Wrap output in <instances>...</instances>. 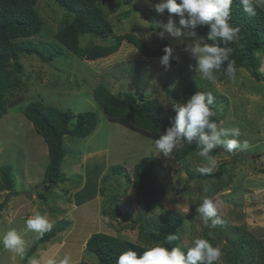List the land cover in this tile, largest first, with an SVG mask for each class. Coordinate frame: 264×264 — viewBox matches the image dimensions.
<instances>
[{"label":"rangeland","instance_id":"obj_1","mask_svg":"<svg viewBox=\"0 0 264 264\" xmlns=\"http://www.w3.org/2000/svg\"><path fill=\"white\" fill-rule=\"evenodd\" d=\"M118 1L121 0L100 1L115 33L133 32L152 48L167 40L168 46L174 48L171 66L165 68L160 62L161 57H148L127 41L111 55L96 60L82 58L55 38L68 17L67 12L55 0H39L35 8L43 18L44 26L29 41L46 56L53 55V59L44 62L36 54L21 56L23 87L15 90V97L22 96V100L9 107L0 118V203L6 200L0 215V236L14 228L24 232L25 239L22 254L6 250L0 244V264H30L32 261L43 264L41 256L43 259L50 256L55 264H60L65 256L71 258L72 264H80L83 260L97 262V256L86 250L85 240L99 231L139 242L140 223L134 219L142 218L145 213L135 200L128 177H132L134 167L147 156L161 160L158 174L160 180L169 185L163 207L157 209L156 215L148 216L155 218L166 209L181 212L185 220L182 240L188 248L196 238H215L218 235V246L224 250L221 249L219 262L231 264L226 255L228 246H225V237L221 234L224 225L206 228L197 212L206 197L217 203L219 217L227 218L230 225L246 228L264 241V53L258 54L262 80H257L249 68L241 67L234 80L223 78L217 71L215 82H210L190 69L189 65H195L196 61L186 51L189 44L200 38L207 40L206 36L177 38L165 34L161 39L158 24L167 23L169 14L166 11L157 14L145 0H133L130 4H119ZM161 2L151 0V5ZM127 12L128 15L124 16ZM147 16L153 18V22ZM172 18L179 26V20ZM151 25L155 28L152 29ZM185 32L191 31L186 29ZM91 39L103 43L100 38L85 34L80 38V46L85 47ZM185 77L187 81L197 78L201 87L216 91L222 98L219 103L222 120L218 128L239 127L241 136L237 139L248 144L246 149L232 153L221 145L220 153L213 156L217 162L215 170L222 163L226 164L223 180L227 181L231 176V183L212 196L209 194L212 179H188L190 170L207 166L203 158L197 153L182 162L171 154L165 157L156 149V140L110 121L93 95L94 88L104 84L116 94L128 91L144 94L170 111L173 104L186 103L191 96L184 94L175 99L165 91L164 84L180 91L184 89ZM35 100L70 108L75 113L92 110L98 117L97 127L87 137L65 136L66 156L61 171L66 180L58 182L52 191L45 189L44 181L49 162L47 143L24 114L26 105ZM3 165L13 167V192L3 188ZM117 165L123 166L122 174L111 172V168ZM117 204L121 207L120 216L111 213ZM37 213L46 214L53 223L52 228L64 230L40 244L27 258L26 254L40 234L26 231L25 221Z\"/></svg>","mask_w":264,"mask_h":264},{"label":"trees","instance_id":"obj_2","mask_svg":"<svg viewBox=\"0 0 264 264\" xmlns=\"http://www.w3.org/2000/svg\"><path fill=\"white\" fill-rule=\"evenodd\" d=\"M55 1L68 14L62 27L56 32L55 38L68 50L82 58L96 60L111 55L120 49L124 41L133 44L148 57H162L164 55L163 50L168 46L167 40L160 46L152 48L146 44L143 38L133 32L116 34L112 22L100 4L101 0ZM38 2L39 0H0V118L8 112L9 107L22 100V96L20 98L15 97V90L23 87L20 75L24 73V64L20 61L21 56L36 54L44 62L53 59V55L46 56L45 52L40 51L35 44H31L29 41V38L40 33L44 26V20L35 8ZM132 2L133 0L118 1L119 4ZM128 13H125L124 16H127ZM173 17L177 20L180 19L175 14ZM147 19L153 22V18L150 16H147ZM230 23L239 28L237 38L228 44L219 39L208 41L209 44L232 48L229 60L234 61L236 76L241 67H247L257 80H262L263 76L260 71L262 64L258 54L264 53V6L257 7L256 15L250 16L244 12L240 0H233ZM151 27L152 29L155 28L153 25ZM189 30L195 31L196 35H204L206 38L209 31L207 26H197L196 29L189 28ZM85 34L93 38H100L103 43H97L91 39L85 47H81L80 38ZM226 68L227 62L219 70L223 78H228L225 74ZM183 79L186 80L183 90L179 91L170 87L169 84H164L165 91L175 99L184 94L192 96L198 91H211L215 97V103L212 107L217 113L212 119L218 125L222 120L219 108L222 98L217 95L213 88L201 87L197 78L188 81L186 77ZM93 95L110 121L119 122L153 140H157L164 133L176 115L174 108L166 111L154 99L144 94L130 91L116 94L104 84L96 86ZM24 114L33 123L36 133L41 135L47 143L49 162L44 181L46 183L45 189L52 191L58 182L66 180L61 171V165L66 156L65 136L85 138L90 135L97 127V114L92 110L75 113L70 108L64 109L45 104L39 100L28 103L24 109ZM221 149L222 146H218L212 150L210 155H218ZM197 152L198 149L195 144L188 145L185 142L171 155L182 162ZM161 167L162 162L158 157L147 156L134 167L132 177H128V183L135 193V200L145 213L142 218L136 217L134 219L136 223H140V241H133L102 231L94 232L87 239L86 250L94 253L98 261L83 260L80 264H116L119 255L129 249L142 254L148 247L158 244L169 248L178 246L183 251H187L188 247L182 240L185 234V220L181 212L166 209L155 218H149L150 215L157 214V209L163 207L169 192V185L160 180L158 174V168L161 169ZM123 170L121 165L111 168V172L117 174H122ZM190 171L188 179L213 180L209 189L210 196L218 194L231 183V176L227 181L223 180L226 172L225 163L207 175H202L197 170ZM1 176L3 188L13 192L15 186L13 167L11 165L1 166ZM40 196L45 197L43 194ZM116 196L119 197V195ZM5 206L6 200L0 203V215ZM111 213L114 216H120L122 213L120 205L117 204L116 209L111 210ZM219 218L223 221L219 226L227 227L226 229L221 228V234H224L223 241L226 243L225 246H228L226 253L228 262L231 264H264V241L246 228L230 225L227 218ZM141 219L144 221L141 222ZM219 226L217 225L216 228ZM62 230L64 228H52L43 235L40 234L26 257L28 258L38 249L40 244L50 241ZM169 234H175L178 239L169 244L166 240ZM217 239L218 235L215 238L207 237V240L214 246H218ZM221 249L224 251L223 248Z\"/></svg>","mask_w":264,"mask_h":264},{"label":"clouds","instance_id":"obj_3","mask_svg":"<svg viewBox=\"0 0 264 264\" xmlns=\"http://www.w3.org/2000/svg\"><path fill=\"white\" fill-rule=\"evenodd\" d=\"M145 2L152 6L157 14H163L166 10L169 13L167 23L158 24L161 39L165 37V34L177 38L185 35L195 36V31L186 33L185 30L189 28L194 30L197 26L208 27L207 40L200 38L186 47V51L196 61L195 65H189L190 69L202 79L214 83L215 73L227 62L225 74L231 80L236 78L234 61L229 60L232 48L206 42L219 39L228 44L237 38L239 28L230 23L233 0H162L155 5H151V0H145ZM240 3L244 12L250 16L256 15L257 7L264 6V0H240ZM173 14L180 17L179 26L172 18ZM163 51L164 55L160 62L165 68H169L174 48L166 46ZM214 103L215 97L211 91H198L186 103L173 104L176 115L172 118L171 125L155 141V147L159 153L169 157L185 142L188 145L195 144L198 149L197 155L207 162V166L198 167L197 171L207 175L215 170L217 163L210 155L213 149L221 145L229 153L246 149L247 142L242 143L237 139L241 136L239 127L218 128L216 121L212 119L217 115L212 107ZM229 136L233 138L225 139ZM197 212L201 215L202 223L206 228L214 229L223 222L218 216L217 203L211 198H204ZM25 224L26 231L41 235L53 227L48 216L40 213L29 217ZM177 239L175 234H169L166 237L169 244ZM0 244L6 250L22 254L25 247L24 232L10 229L0 236ZM221 256L222 251L219 246H214L207 239L196 238L186 252L178 246L169 248L159 244L148 247L142 254L129 249L119 255L116 264H218ZM30 264H35V261ZM49 264H55V261H49ZM60 264H72L71 258L65 256Z\"/></svg>","mask_w":264,"mask_h":264},{"label":"crops","instance_id":"obj_4","mask_svg":"<svg viewBox=\"0 0 264 264\" xmlns=\"http://www.w3.org/2000/svg\"><path fill=\"white\" fill-rule=\"evenodd\" d=\"M85 242H86V240H85ZM43 258H44V257H43ZM43 258H42V256H41V262H42L43 264L49 262L48 260L51 261L50 256H47L45 259H43Z\"/></svg>","mask_w":264,"mask_h":264}]
</instances>
